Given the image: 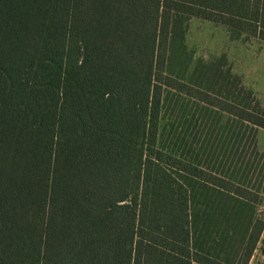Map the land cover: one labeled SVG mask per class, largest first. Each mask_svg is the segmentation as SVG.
Masks as SVG:
<instances>
[{"label":"trees","instance_id":"obj_1","mask_svg":"<svg viewBox=\"0 0 264 264\" xmlns=\"http://www.w3.org/2000/svg\"><path fill=\"white\" fill-rule=\"evenodd\" d=\"M191 19L264 42V0H0V264H248L264 108Z\"/></svg>","mask_w":264,"mask_h":264},{"label":"rangeland","instance_id":"obj_2","mask_svg":"<svg viewBox=\"0 0 264 264\" xmlns=\"http://www.w3.org/2000/svg\"><path fill=\"white\" fill-rule=\"evenodd\" d=\"M187 25L184 43L192 60L205 63L217 60L219 64H226V68L239 78L242 86L250 91L264 108V42L247 36L236 37L225 27L208 21L191 19ZM195 109L193 106L191 113ZM204 111L205 106L202 113ZM174 116V108L170 106L165 115V122L160 124L159 147L180 152L184 144V141H180L184 135L185 139L188 138L191 129L186 132L185 127L181 133L179 130L175 132L177 121ZM259 130L261 129L257 130V134ZM176 133L181 134L179 138ZM258 140L264 145L263 137L259 139L257 136ZM260 151L264 152V149ZM261 206V211L264 212V201Z\"/></svg>","mask_w":264,"mask_h":264},{"label":"crops","instance_id":"obj_3","mask_svg":"<svg viewBox=\"0 0 264 264\" xmlns=\"http://www.w3.org/2000/svg\"><path fill=\"white\" fill-rule=\"evenodd\" d=\"M257 136L259 139L260 137L264 138V130H259ZM257 144L258 148L260 147V149H264V145L261 144L259 140L257 141ZM248 264H264V228L255 246V249L248 261Z\"/></svg>","mask_w":264,"mask_h":264}]
</instances>
